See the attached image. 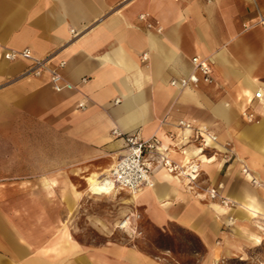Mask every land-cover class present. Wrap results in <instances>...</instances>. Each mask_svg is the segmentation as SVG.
I'll list each match as a JSON object with an SVG mask.
<instances>
[{"label":"crops","instance_id":"0c3cea01","mask_svg":"<svg viewBox=\"0 0 264 264\" xmlns=\"http://www.w3.org/2000/svg\"><path fill=\"white\" fill-rule=\"evenodd\" d=\"M142 13L162 31L147 28ZM260 18L264 0H0V264H167L135 244L72 238L74 217L104 231L88 180L110 174L124 154L114 129L156 136L173 164L201 162L202 181L191 190L146 155L154 187L130 196L129 210L151 225L175 223L211 247L229 212L201 188L217 183L239 204L233 212L264 215V187L241 173L247 166L264 182V98L253 97L264 88ZM24 49L34 58L57 53L75 89L56 92L47 74L22 75L29 59L3 57ZM194 56L211 59L214 83L172 87ZM246 109L260 123H246ZM180 119L206 125L217 141L201 150L193 133L177 127ZM38 137L49 143L42 162L29 159Z\"/></svg>","mask_w":264,"mask_h":264},{"label":"rangeland","instance_id":"374dc122","mask_svg":"<svg viewBox=\"0 0 264 264\" xmlns=\"http://www.w3.org/2000/svg\"><path fill=\"white\" fill-rule=\"evenodd\" d=\"M33 140L35 151L30 156L33 158L29 159L39 162L47 160L48 138L38 137ZM202 172L198 183L202 181ZM250 173L253 174L252 171ZM108 174L109 172L107 177L110 176ZM244 177L252 186L264 187V182L260 181L261 186L257 183L253 185L246 176ZM130 196L128 192L116 188L113 192L99 194L97 204L103 216L98 219L104 224V231H96L95 222L89 217H74L71 221L72 238L83 243L135 244L142 251L162 259L167 264H264V215L248 216L233 212L239 204L233 210L216 205L229 213L226 219L219 221L223 233L211 247H207L195 234L179 225L170 223L164 228H157L146 221L140 212V236L120 230L118 224L133 212L129 210ZM229 216L232 220H228Z\"/></svg>","mask_w":264,"mask_h":264},{"label":"built area","instance_id":"2783aa9c","mask_svg":"<svg viewBox=\"0 0 264 264\" xmlns=\"http://www.w3.org/2000/svg\"><path fill=\"white\" fill-rule=\"evenodd\" d=\"M149 14L142 13L138 18L146 22L147 28H153L156 32L160 33L162 28L157 24L148 22ZM264 21V18H260V22ZM73 38L77 37L79 33L75 30H71ZM57 53L53 52L43 58L32 57L28 49L21 51H6L3 54L5 60H15L18 58L29 59L31 62L30 67L22 74L23 76L38 77L42 74H47L49 77L50 85L56 92L64 90H73L75 87L68 83L61 70L65 66V61L57 58ZM142 59H146V55L142 56ZM56 62V66L53 63ZM214 70L213 64L209 57L194 56L191 58V71L187 76L173 79L170 81V85L176 89L182 91L190 87H197L199 83L213 84L214 83ZM81 82H86V78H83ZM254 99L260 100L264 98V92L257 90L254 93ZM118 102V100H116ZM85 106L83 103L79 104V108L83 109ZM243 120L246 123H258V113L252 109H246L241 113ZM177 127L182 131H188L193 133V138L198 144L201 150L209 149L212 143L217 141V136L211 132V130L204 124H201L197 120L180 119L177 122ZM112 135L115 137H124L125 146L124 154L119 158L110 170V179L115 185V188L119 191H126L131 196L138 194L144 189H150L154 187V182L151 176V166L146 160V155L151 158H158L157 162H160L162 166L170 173H173L177 177L186 182V185L194 190L199 183L198 178L201 169V162H188L184 166L176 165L170 162L167 158L162 156L159 149V140L156 136H151L147 140H140L136 134L125 135L118 129L112 131ZM231 152V150H229ZM229 152V153H230ZM233 155V154H232ZM241 172L246 176L250 170L248 167L243 166ZM253 185H256L254 180H251ZM224 185L217 183L214 185H208L201 188L202 196L210 203L215 204L226 210H233L236 206L235 202L225 197L223 194ZM140 214L138 211L126 215L118 224L120 230L128 231L133 235L140 236L142 231L138 228V220ZM228 220H232L229 216Z\"/></svg>","mask_w":264,"mask_h":264},{"label":"bare ground","instance_id":"6f19581e","mask_svg":"<svg viewBox=\"0 0 264 264\" xmlns=\"http://www.w3.org/2000/svg\"><path fill=\"white\" fill-rule=\"evenodd\" d=\"M261 91H264V88H261ZM260 102H261V100H260ZM258 123H260V121ZM258 123H250V124H258ZM250 171H252L253 174H251L249 172L246 175V178L249 179V181L254 180L258 186H261L258 175L251 168H250ZM109 177L110 176L107 177V175H106V177L104 176L102 178H98V177L90 178L88 180L89 186H90V191L95 195L96 194L99 195V194L109 193L111 191L113 192V190H115V185L112 183V180ZM133 196H136V194ZM243 205H244V207L248 206V208H250V209L252 208L251 206L245 205L244 203H243ZM254 209L251 210L253 215L259 214L260 211H255L257 209H255V210Z\"/></svg>","mask_w":264,"mask_h":264}]
</instances>
